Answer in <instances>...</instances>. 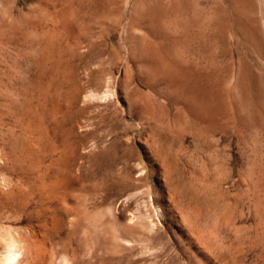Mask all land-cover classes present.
Wrapping results in <instances>:
<instances>
[{
    "label": "rangeland",
    "instance_id": "rangeland-1",
    "mask_svg": "<svg viewBox=\"0 0 264 264\" xmlns=\"http://www.w3.org/2000/svg\"><path fill=\"white\" fill-rule=\"evenodd\" d=\"M9 252L264 264V0H0Z\"/></svg>",
    "mask_w": 264,
    "mask_h": 264
},
{
    "label": "bare ground",
    "instance_id": "bare-ground-1",
    "mask_svg": "<svg viewBox=\"0 0 264 264\" xmlns=\"http://www.w3.org/2000/svg\"><path fill=\"white\" fill-rule=\"evenodd\" d=\"M17 256H18L17 253H15V252H9L8 253V256H7V258H6L5 262H4V264H14V262H16V258H18Z\"/></svg>",
    "mask_w": 264,
    "mask_h": 264
}]
</instances>
